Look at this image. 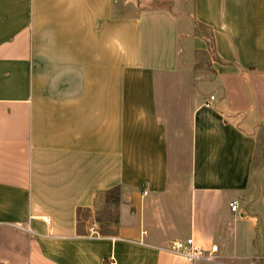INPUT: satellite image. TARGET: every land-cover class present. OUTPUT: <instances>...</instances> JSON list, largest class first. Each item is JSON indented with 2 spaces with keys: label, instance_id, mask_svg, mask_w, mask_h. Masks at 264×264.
<instances>
[{
  "label": "crops",
  "instance_id": "obj_1",
  "mask_svg": "<svg viewBox=\"0 0 264 264\" xmlns=\"http://www.w3.org/2000/svg\"><path fill=\"white\" fill-rule=\"evenodd\" d=\"M205 29L217 59L196 71ZM249 72L264 0H0V262L203 264L172 251L192 238L218 264H264L261 100L226 86Z\"/></svg>",
  "mask_w": 264,
  "mask_h": 264
},
{
  "label": "rangeland",
  "instance_id": "obj_2",
  "mask_svg": "<svg viewBox=\"0 0 264 264\" xmlns=\"http://www.w3.org/2000/svg\"><path fill=\"white\" fill-rule=\"evenodd\" d=\"M186 10L182 9V12L184 13L185 16H189L191 18L192 13H191L190 6ZM186 13L188 15H186ZM201 62H202V68L206 69V65H205V63L207 64L206 60L202 58ZM246 76H248V77H246ZM246 76L242 75L238 79L226 83V86L228 88L233 87V88L237 89L236 94L234 96V102H237V103L240 102L241 105L243 103H245L242 106L247 105L248 98L250 96H253V94L255 95V92H257L259 95V98L261 100V103L258 107V111H259L260 116L262 117V120H264V75H258V74L249 72V73H247ZM180 83H181V81H177L176 85H179ZM185 83L183 84V86H180V88H178L176 91H174V94H172L174 96V98L177 100V104L173 105V106H175L173 112L171 111L168 114V116L171 118L169 122H170V129L172 132L176 128H179L182 126V117H183L182 104H179V100H182L181 97H183V95L185 94V91H186ZM207 90H209V89L207 88ZM167 106L169 108L171 105L169 104ZM171 136L174 137V139L176 141V145L177 144H178V146L179 145L180 146L185 145V151H186V143H187L186 137H184V138L182 136L178 137L176 135L174 136L173 134ZM258 146L260 147L258 155L261 159L264 156V133H262V131L260 132L259 145ZM181 156H182V152H181ZM183 158H184V160H186V155ZM259 162L260 161H258L256 164H258ZM173 179H174V174H172L171 181ZM187 191H188L187 185H185V187L182 188V192L184 194V201L185 202H186ZM110 198H111V201H113V199L115 198V195L114 194L111 195ZM99 218L103 221V223H104L103 225L105 227H109V229H113L115 226V223H116V210H115L114 204H111L105 211H103L100 214ZM12 236H14V235H12ZM21 240L23 241V238H21ZM236 252L238 254H239V252L244 253L245 252L244 246L240 245L239 249L237 248ZM229 253L232 255L234 254L233 250L229 251ZM4 254H7V251H4ZM238 261L235 259L231 260V262L235 263V264H238L239 263ZM11 262L12 263H10V264H21V263H18V261H15V259H12ZM0 264H8V263L1 261ZM203 264H218V263L204 262Z\"/></svg>",
  "mask_w": 264,
  "mask_h": 264
},
{
  "label": "built area",
  "instance_id": "obj_3",
  "mask_svg": "<svg viewBox=\"0 0 264 264\" xmlns=\"http://www.w3.org/2000/svg\"><path fill=\"white\" fill-rule=\"evenodd\" d=\"M211 100L214 101L215 97L212 96ZM230 208L232 212H238L240 209L239 202L235 201L231 203ZM172 251L181 254L191 260H201L207 263H217L219 259L218 245H212V247L208 251H204L195 246L194 240L192 238L185 241L175 242L172 246Z\"/></svg>",
  "mask_w": 264,
  "mask_h": 264
},
{
  "label": "trees",
  "instance_id": "obj_4",
  "mask_svg": "<svg viewBox=\"0 0 264 264\" xmlns=\"http://www.w3.org/2000/svg\"><path fill=\"white\" fill-rule=\"evenodd\" d=\"M206 33L204 35V38L207 42L208 45V49L210 52V55H208L207 53H202L201 55H198L197 57V65H196V71L200 69V67L202 66V58L206 60L207 64L210 65L211 64V59L210 57H212L214 60L217 59L216 55H215V44H214V38H213V34L212 31L210 29H205ZM206 64V63H205ZM260 150V147L258 146V150L255 156V163H254V169L257 167H260L264 164V156L260 159L258 152ZM258 161H260L258 164H256ZM119 189H114L113 191L109 192L107 194V202L109 204H114L117 205L120 202L119 199ZM115 195V198L113 199V201H111V195ZM88 211H84V210H79L78 211V221H81L83 216H85L86 214H88Z\"/></svg>",
  "mask_w": 264,
  "mask_h": 264
}]
</instances>
